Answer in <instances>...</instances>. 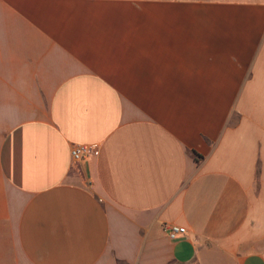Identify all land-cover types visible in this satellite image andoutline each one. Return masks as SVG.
Segmentation results:
<instances>
[{"label":"crops","instance_id":"obj_1","mask_svg":"<svg viewBox=\"0 0 264 264\" xmlns=\"http://www.w3.org/2000/svg\"><path fill=\"white\" fill-rule=\"evenodd\" d=\"M0 264H264V0H0Z\"/></svg>","mask_w":264,"mask_h":264},{"label":"built area","instance_id":"obj_2","mask_svg":"<svg viewBox=\"0 0 264 264\" xmlns=\"http://www.w3.org/2000/svg\"><path fill=\"white\" fill-rule=\"evenodd\" d=\"M93 149L94 145L75 144L70 149V158L73 163H80ZM185 233L186 229L184 226L172 224L169 227V237L171 239H176L183 236Z\"/></svg>","mask_w":264,"mask_h":264}]
</instances>
